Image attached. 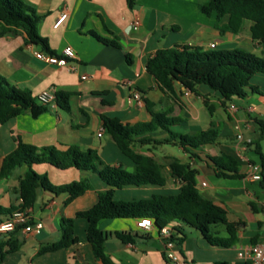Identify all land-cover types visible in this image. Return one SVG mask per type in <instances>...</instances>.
Segmentation results:
<instances>
[{
	"label": "crops",
	"instance_id": "1",
	"mask_svg": "<svg viewBox=\"0 0 264 264\" xmlns=\"http://www.w3.org/2000/svg\"><path fill=\"white\" fill-rule=\"evenodd\" d=\"M25 1L41 16L38 32L47 39L50 49L59 53L69 45L75 58L67 66L45 63L34 56V50L40 46L24 43L21 35L6 34L0 36V74L9 83L29 91L36 101L38 93L49 86L70 92L69 109L61 108L55 101L36 117L26 111L0 123V166L3 158L15 149L18 138L37 147L93 149L104 163L133 169V162L120 152L103 129L101 115L117 118L127 125L145 122L151 118L146 101L155 111L182 117L171 127L175 132L196 133L213 125L219 130L218 138L194 149L193 156L177 144L134 143L136 151L152 156L162 165L166 182L162 186L115 189L113 197L124 200L118 195L122 194L120 192H127L124 193L129 195L127 200L149 198L157 193H176L180 183L170 175L168 163L174 157L188 163L197 171L198 190L226 210L227 220L234 224L238 240L228 248L211 246L198 231L184 227L186 238L175 246L180 257L178 264H212L216 261L250 264L237 253L250 244H264V190L259 188L258 181L247 177L250 164L256 163L261 168L264 163L261 146L264 136L260 138L258 125L259 121L264 122V73H256L250 79V84L261 93L249 91L244 97L234 96L238 98L234 102L223 103L220 94L204 84L189 90L176 82L173 92L163 90L145 68L147 58L158 49L174 45L211 49L209 45L214 43L213 49L240 48L264 57V44L250 36V22L244 21L237 33L220 32L214 25L215 14L207 16L200 11L199 4L204 0H136L132 8H128L126 0ZM62 12L67 13L66 18L54 27ZM226 21L227 17H224L221 23ZM89 30L107 39L115 35L121 48L102 43L89 34ZM126 54L130 55V63ZM81 75L88 77L82 79ZM132 88L142 93V105L129 98ZM205 101L212 105V112ZM230 104L235 108L231 109ZM239 132L250 142H239L235 138ZM150 135L167 137L163 130ZM166 145L176 147L181 153ZM220 154L230 155L238 161L239 177L215 174L208 157ZM26 169V166L16 168L0 180L1 206L21 203L18 181ZM33 169L46 177L52 174L54 185L85 179L91 187L75 198H69L67 192L54 194L37 188L34 203L27 209L33 222L42 223L39 232L27 236L19 231L20 248L7 254L1 264H100L85 237L86 221L80 217L74 219L76 243L51 252L40 253L39 249L60 238L58 225L62 216L73 217L77 211L92 206L97 193L107 188L106 184L96 173L75 168L59 169L49 163H39L34 164ZM251 203L257 204L256 210L252 209ZM99 228L108 233L104 248L114 262L175 264L165 257L164 241L156 227L146 229L138 227L135 219L114 218L101 220ZM213 229L221 236L227 235L222 224ZM116 231L130 233L133 241L122 242L113 234Z\"/></svg>",
	"mask_w": 264,
	"mask_h": 264
},
{
	"label": "trees",
	"instance_id": "2",
	"mask_svg": "<svg viewBox=\"0 0 264 264\" xmlns=\"http://www.w3.org/2000/svg\"><path fill=\"white\" fill-rule=\"evenodd\" d=\"M135 3L136 0H126L128 8H132ZM199 9L207 16L215 14L214 25L220 32L237 33L243 22L249 21L251 38L264 44V0H204L199 4ZM224 17H227V21L221 23ZM40 18L33 5L25 0H0V36L21 35L24 43L38 45L46 52L55 53L50 49L47 39L38 32ZM88 33L106 45L121 48L115 35L112 39H107L92 30ZM125 57L130 63V55L126 54ZM145 68L163 90L173 92L176 82L189 90L204 84L217 91L225 103L234 96L244 97L249 91L261 93L256 86L250 84V79L256 73H264V57L240 48L202 49L199 46L174 45L158 49L154 55L147 58ZM55 95L56 103L63 109H69L68 99L71 93L57 90ZM205 104L212 112V105L206 101ZM146 107L151 115L150 120L133 125L122 124L117 118L101 115L103 129L111 136L120 152L133 162L132 170L121 165L112 166L104 163L93 149L80 150L70 147L59 150L54 146L37 147L17 138L15 149L2 160L0 180L8 176L12 170L26 166L27 169L19 178L17 188L21 203L8 207L0 205V215H9L16 209L31 207L39 187L54 194L67 192L69 198H75L91 187L85 179L52 185L45 174L33 169L34 164L49 163L59 169L75 168L79 171L94 172L107 188L97 193L96 202L89 208L77 211L73 217L62 216L58 225L60 238L42 245L40 253L57 251L76 243L74 219L78 217L86 221L85 237L100 264H134L114 262L105 252L104 244L108 233L99 228V222L104 219L149 218L156 228L173 222L175 223L172 226L173 238L177 243L186 238L184 227H189L198 231L211 246L231 247L238 237L234 224L227 220L226 210L198 190L196 169L175 157L169 161L168 167L170 175L177 178L180 183L176 193H157L144 199H114L115 189L130 186H162L166 182L162 165L152 156L136 151L134 143L177 144L189 156H193L194 149L215 142L219 136V130L213 125L196 133L175 132L171 127L182 120L181 116L155 111L147 101ZM47 108V105L38 103L29 91L9 83L0 74V123L26 111H29L32 117H36ZM258 125L260 138H263L264 122L259 121ZM156 130L165 131L167 137L153 138L150 133ZM208 158L217 176H240L237 172L238 161L234 157L220 154ZM260 174L258 185L264 190L263 162ZM251 207L256 210L257 204L251 203ZM218 224L224 225L226 236H221L213 229ZM18 232L19 228L0 237V264L7 254L14 253L20 248L22 240L18 237ZM113 234L122 242L133 241V236L128 232L116 231ZM212 264L227 262L216 261Z\"/></svg>",
	"mask_w": 264,
	"mask_h": 264
},
{
	"label": "built area",
	"instance_id": "3",
	"mask_svg": "<svg viewBox=\"0 0 264 264\" xmlns=\"http://www.w3.org/2000/svg\"><path fill=\"white\" fill-rule=\"evenodd\" d=\"M67 16V13L62 12L58 15L56 21L54 22V27L58 26ZM137 23V21H135ZM210 48L214 47V43L209 45ZM34 56L49 64H54L57 66H67L69 61L75 58V52L73 48L69 45L63 47L59 53H49L41 48L34 50ZM87 75H81L82 79H86ZM57 89L54 86H49L41 90L37 95L38 103L42 105H52L56 99ZM130 99L134 100L138 105L144 103L142 93L135 88L130 91ZM229 107L234 109L235 106L230 104ZM239 142H250V139H245L243 135L239 132L235 137ZM260 166L256 163L249 165V170L247 177L251 180L259 181L261 178ZM204 184V183H203ZM31 216L28 209H16L8 216L2 218L0 217V234L8 233L19 228V231L27 236H34L39 232L41 227V222L30 223ZM137 226L146 229L155 227L151 219L142 218L137 220ZM159 237L164 241V255L171 262L178 264L180 262V257L175 251V246L177 242L173 238L174 232L169 226H162L156 228ZM238 257L249 261L250 264H264V244L255 243L242 248L237 253Z\"/></svg>",
	"mask_w": 264,
	"mask_h": 264
},
{
	"label": "rangeland",
	"instance_id": "4",
	"mask_svg": "<svg viewBox=\"0 0 264 264\" xmlns=\"http://www.w3.org/2000/svg\"><path fill=\"white\" fill-rule=\"evenodd\" d=\"M234 99H238V98L232 97L231 100H229L228 102H234ZM261 146H262L263 152H264V138H263V140H261ZM166 147L168 149H173L176 153H181L176 147H172L170 145H166ZM128 170H132V168H129ZM47 179H48L49 183H51L52 185H54V183H53L54 181L52 179V174H49L48 177H47ZM120 193H122V194H118V195H122L124 200H127L129 198V197H127L129 195H125L127 192H120ZM134 196H137V195L135 194ZM173 224H174L173 222H170L167 226H169L170 228H172Z\"/></svg>",
	"mask_w": 264,
	"mask_h": 264
}]
</instances>
